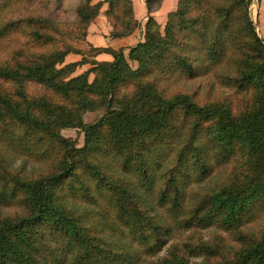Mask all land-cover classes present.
Segmentation results:
<instances>
[{
	"label": "trees",
	"instance_id": "1",
	"mask_svg": "<svg viewBox=\"0 0 264 264\" xmlns=\"http://www.w3.org/2000/svg\"><path fill=\"white\" fill-rule=\"evenodd\" d=\"M10 1L0 0V48L21 57L0 60V264H264V227L245 230L264 209V41L248 0H176L161 34L149 13L160 0H144L142 40L127 48L134 68L122 47L90 45L111 59L88 60L48 20L4 17ZM97 1L92 15L106 3L110 36L136 26L130 0ZM26 27L38 51L8 45ZM69 52L80 59L64 62ZM204 74L241 98L240 111L175 87ZM27 80L59 100L27 95ZM100 105L96 120H81L79 108ZM63 126L80 127V146ZM16 158L38 168L25 171ZM210 226L238 247L228 251L217 230L189 235ZM173 232L181 239L151 259Z\"/></svg>",
	"mask_w": 264,
	"mask_h": 264
},
{
	"label": "rangeland",
	"instance_id": "2",
	"mask_svg": "<svg viewBox=\"0 0 264 264\" xmlns=\"http://www.w3.org/2000/svg\"><path fill=\"white\" fill-rule=\"evenodd\" d=\"M82 0H11L8 5L4 6L2 9V13L4 17H17L20 15L27 16V15H33V16H40L42 19L48 20L49 25L54 29L55 31L64 32V38L65 41L68 42L73 48L80 49L84 51V57L85 59H92L94 56L90 52V45H92L91 42L88 41L86 37L87 31L95 32L94 24H97L99 21L97 18L94 19V17L100 12H98L94 15H92V8L93 6L98 3L97 0H90L89 2ZM154 1V0H152ZM100 4V2H99ZM131 11L133 15V9L130 2ZM105 9V8H104ZM174 9V8H173ZM248 10L249 15L254 23L255 31L257 34L263 39L264 41V0H248ZM105 12V10H103ZM168 12V11H167ZM167 12L165 19L163 20L162 24L157 23V27L153 26V28L158 30V32L161 34L164 26V22L167 18ZM79 13L84 14L85 16H91L87 17L84 21H79ZM146 12V17H147ZM93 16V17H92ZM101 17V16H99ZM145 17V20H146ZM102 19V18H101ZM144 20V21H145ZM48 29L45 28L43 31H47ZM156 30V31H157ZM30 27L24 28L22 31L17 32L15 37H12L10 41H8V45H14L17 46L14 48L21 47L24 51H38V44H36L34 41L30 40V34L31 32ZM58 35V34H57ZM61 37V36H60ZM6 43V42H5ZM50 45V44H49ZM48 45V46H49ZM131 46V45H130ZM13 46H8L6 50H2L0 48V60L2 61H8L12 60V56L16 54L17 57H21L20 53L17 51H11ZM124 48V47H122ZM124 57L127 61V63L132 67H136L137 63L134 60H131L127 57V49L123 50ZM68 54V53H67ZM69 54L73 56H64V62L71 61V60H77L80 59L81 55L73 52H69ZM95 59V58H94ZM91 64L86 61L80 65H77L74 71L71 74H76L87 67H89ZM93 78V72H89L87 75L88 81H90ZM182 87L186 91L192 94L194 100L198 104L203 103H213L215 101H226L229 100V107L231 108V111L233 113H237L241 109V98L237 96H229L230 93H232V89L228 86L219 85L214 77L211 75H201L196 78H193L191 80L183 81L182 83H177L175 87ZM24 91L29 96H38L42 93H44L46 96H49L48 98L51 100H59L58 98L51 97L50 93L39 83L35 81H25L23 84ZM104 112L103 106H97L93 109L89 110H82L81 108L78 109V113L81 116V120L84 123L92 122L96 120L102 113ZM59 133L68 138L75 146H80L83 142V133L80 127L77 126H63L58 129ZM22 162V159L16 158L13 161V165H18ZM22 165L24 167L25 171H28L32 168H38V165L32 161L26 160L22 162ZM40 167V166H39ZM220 175L214 176V178L220 179ZM222 179V178H221ZM195 186V184H193ZM149 201V200H148ZM147 201V205L152 207L151 212L157 211L158 207L154 205L152 201ZM4 210V209H2ZM8 210V209H6ZM264 227V209L261 211V215H259V218L253 223L249 224L248 227L245 229L246 232H254L257 233V231L260 228ZM217 230L218 233L227 238L228 242L225 243V247H229L228 251H232L233 249L237 248L239 245V239L235 237L233 234H228L227 231L217 229L216 227L210 226L207 228H202L199 231L197 229H193L190 233L188 230H185L184 233L189 235L195 239L199 235L202 236V239H211L212 234L214 231ZM181 239L180 235L171 233L170 236H166L164 238V244L162 245V248L157 251L154 255L150 256L151 259L155 257L162 256L166 250L169 244L179 241ZM128 245L131 244L130 240H125ZM202 259L201 256L193 257L190 259L191 262H197ZM208 264H218L221 263L222 260L219 257H210L206 260ZM252 264V263H248Z\"/></svg>",
	"mask_w": 264,
	"mask_h": 264
},
{
	"label": "crops",
	"instance_id": "3",
	"mask_svg": "<svg viewBox=\"0 0 264 264\" xmlns=\"http://www.w3.org/2000/svg\"><path fill=\"white\" fill-rule=\"evenodd\" d=\"M132 9H133V17L136 20V26L133 30L123 36L112 37L109 35V31L111 26L106 19V16L103 12L105 8V2H102L100 5V12L94 17L97 18V24H94L95 32L86 33V37L89 42L94 46H110L112 48L124 47L125 50L133 45L136 41L142 40L143 37V24L146 17V8L144 0H130ZM176 0H160L159 5L150 11L149 13L155 19V21L159 24H162L165 19L166 12L173 9L175 6ZM101 16V17H99ZM102 18V19H101ZM65 56H73L71 54H66ZM94 58L97 60H109L111 59V55L107 52H98L94 55Z\"/></svg>",
	"mask_w": 264,
	"mask_h": 264
}]
</instances>
